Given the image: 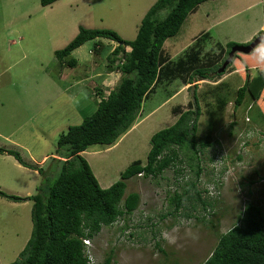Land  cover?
<instances>
[{
	"label": "rangeland",
	"instance_id": "1",
	"mask_svg": "<svg viewBox=\"0 0 264 264\" xmlns=\"http://www.w3.org/2000/svg\"><path fill=\"white\" fill-rule=\"evenodd\" d=\"M155 1L56 0L43 6L40 0H0V147L17 150L26 163L45 169L52 157L58 158L59 135L96 109V87L108 94L121 74L107 60L116 43L105 38L100 39L105 48L99 52L93 49L96 40L73 50L74 67L58 63L54 51L63 48L80 27L108 28L133 40ZM163 15L161 11L158 16ZM261 30L264 0H206L162 47L177 62L195 42L201 44L202 53H211L217 51L216 44H246ZM244 55L257 57L254 51ZM232 61L215 76L216 81L157 82L126 133L111 146L93 144L82 152L100 186H110L133 161L145 163L151 135L177 120L173 107L194 108L193 93L201 109L198 136L204 138L212 131L213 145L197 154L198 160L191 159L190 149L175 148L179 160L160 174L125 180L124 197L137 192L139 205L90 238L98 263L111 254L116 264H202L247 202L264 207L263 119L248 96L240 106L234 105L245 74L256 76L257 69L245 73L238 65L235 70ZM219 96L228 100L222 110L216 103ZM197 162L201 172L196 177ZM41 180L36 168L0 153V190L23 198L15 202L0 197V264H11L30 236L32 201L26 197L37 192ZM192 182L196 189L190 187ZM186 189L175 212L169 198ZM202 201L210 204L203 207Z\"/></svg>",
	"mask_w": 264,
	"mask_h": 264
},
{
	"label": "trees",
	"instance_id": "2",
	"mask_svg": "<svg viewBox=\"0 0 264 264\" xmlns=\"http://www.w3.org/2000/svg\"><path fill=\"white\" fill-rule=\"evenodd\" d=\"M54 1L40 0L43 6ZM204 1L156 0L141 18L133 40L123 39L108 28L80 27L63 48L54 51L58 63L74 67L77 61L71 57L73 50L87 41L96 40L93 49L99 52L105 48L101 38L113 41L116 46L108 53L107 60L120 71L121 79L106 95L101 87L92 90L98 97L96 109L81 123L69 126L59 135L55 154L61 159L52 157L46 169L26 163L17 150L0 147V153L6 152L23 165L36 168L42 177L37 192L26 197L32 201L30 236L11 264H88L83 238L94 237L102 226H109L120 216L131 214L139 205L140 195L137 192H130L124 197L126 179L139 174H160L179 160V148L190 149L193 154L191 159L198 160L197 154L213 145L210 140L212 131L208 130L204 138L198 136L201 109L193 93L194 108L180 110V106L173 107L174 112L178 111L177 120L151 135L145 163L133 161L121 172L120 180L110 186H100L89 163L80 154L93 144L113 145L133 126L143 99L162 79H179L190 84L204 79L216 81L215 76L222 74L224 70L219 72L218 68L230 48L237 44L234 41H228L224 46L216 44L217 51L211 53H202L201 44L195 42L177 62L170 60L162 47L167 38L177 34L188 14ZM161 11L164 15L159 18ZM261 33L264 31L257 34ZM126 47L130 49L126 50ZM240 57L242 60L238 59ZM252 57L234 54L233 69L240 68L238 65L244 68L245 73L252 67L257 69L256 76L245 74L242 85L236 89L234 105L240 106L247 96L252 98L264 123V90L260 91L264 89V64L258 63L257 57ZM223 83L218 82L215 86ZM216 103L222 110L228 100L219 96ZM200 172L201 166L197 162L196 177ZM56 174L49 182V178ZM190 187L196 189V184L192 182ZM187 191L174 193L169 198V202L174 201L175 212L181 208ZM196 195L200 199L198 191ZM0 197L15 202L23 199L2 190ZM209 204L202 201L203 207ZM101 264L116 262L108 254ZM202 264H264V207L247 202L237 222L220 234L217 244Z\"/></svg>",
	"mask_w": 264,
	"mask_h": 264
},
{
	"label": "water",
	"instance_id": "3",
	"mask_svg": "<svg viewBox=\"0 0 264 264\" xmlns=\"http://www.w3.org/2000/svg\"><path fill=\"white\" fill-rule=\"evenodd\" d=\"M264 39V33L258 34L256 37H254L249 43L247 44H235L233 45L230 50L229 53L227 55V57L225 58V60L223 61L221 67L218 69L219 72H222L223 70H225V67L227 66V64L229 62L232 61L233 56L235 53H249L251 52L254 48H256L257 45H259L260 41Z\"/></svg>",
	"mask_w": 264,
	"mask_h": 264
},
{
	"label": "clouds",
	"instance_id": "4",
	"mask_svg": "<svg viewBox=\"0 0 264 264\" xmlns=\"http://www.w3.org/2000/svg\"><path fill=\"white\" fill-rule=\"evenodd\" d=\"M257 36V35H256ZM255 36V37H256ZM254 38V37H253ZM250 42V41H249ZM247 44V43H246ZM254 52L256 53V54H258L257 55V62L258 63H261V64H264V39H262L261 41H260V43H259V45H257L256 46V48L254 49ZM234 57V56H233ZM196 84V83H195ZM80 154H82V152L80 153ZM58 158L59 159H61V157H59L58 156ZM83 239H89L90 240V238H83ZM83 244H84V242H83ZM84 251L86 250V245L84 244ZM89 249H90V251H91V254H92V256H93V258H94V262H96V264H100V263H98V261L95 259V257H94V255H93V253H92V243H91V241H90V246H89ZM86 255V254H85ZM88 262V261H87ZM88 264H89V262H88Z\"/></svg>",
	"mask_w": 264,
	"mask_h": 264
},
{
	"label": "built area",
	"instance_id": "5",
	"mask_svg": "<svg viewBox=\"0 0 264 264\" xmlns=\"http://www.w3.org/2000/svg\"><path fill=\"white\" fill-rule=\"evenodd\" d=\"M84 244L86 245V250H85V254L87 257V261L89 262V264H96V262H94V258L91 254V251L89 249L90 246V240L89 239H83Z\"/></svg>",
	"mask_w": 264,
	"mask_h": 264
},
{
	"label": "crops",
	"instance_id": "6",
	"mask_svg": "<svg viewBox=\"0 0 264 264\" xmlns=\"http://www.w3.org/2000/svg\"><path fill=\"white\" fill-rule=\"evenodd\" d=\"M44 156H46V155H44Z\"/></svg>",
	"mask_w": 264,
	"mask_h": 264
},
{
	"label": "flooded vegetation",
	"instance_id": "7",
	"mask_svg": "<svg viewBox=\"0 0 264 264\" xmlns=\"http://www.w3.org/2000/svg\"><path fill=\"white\" fill-rule=\"evenodd\" d=\"M258 35V34H257Z\"/></svg>",
	"mask_w": 264,
	"mask_h": 264
}]
</instances>
